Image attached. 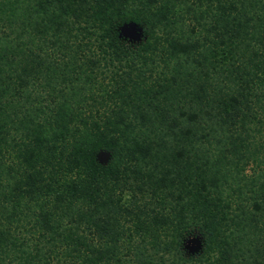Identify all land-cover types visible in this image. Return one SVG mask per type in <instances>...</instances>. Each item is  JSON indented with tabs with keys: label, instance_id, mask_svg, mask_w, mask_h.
I'll return each mask as SVG.
<instances>
[{
	"label": "trees",
	"instance_id": "1",
	"mask_svg": "<svg viewBox=\"0 0 264 264\" xmlns=\"http://www.w3.org/2000/svg\"><path fill=\"white\" fill-rule=\"evenodd\" d=\"M0 264H264V0H0Z\"/></svg>",
	"mask_w": 264,
	"mask_h": 264
},
{
	"label": "water",
	"instance_id": "2",
	"mask_svg": "<svg viewBox=\"0 0 264 264\" xmlns=\"http://www.w3.org/2000/svg\"><path fill=\"white\" fill-rule=\"evenodd\" d=\"M118 34L131 40H138L142 35V28L137 22L127 20L119 25ZM96 160L100 163H106L109 160L110 153L106 149H99L95 154ZM202 245L201 236L190 234L184 239V248L187 252H197Z\"/></svg>",
	"mask_w": 264,
	"mask_h": 264
},
{
	"label": "rangeland",
	"instance_id": "3",
	"mask_svg": "<svg viewBox=\"0 0 264 264\" xmlns=\"http://www.w3.org/2000/svg\"><path fill=\"white\" fill-rule=\"evenodd\" d=\"M193 234H197V233H193ZM199 235V234H198Z\"/></svg>",
	"mask_w": 264,
	"mask_h": 264
}]
</instances>
